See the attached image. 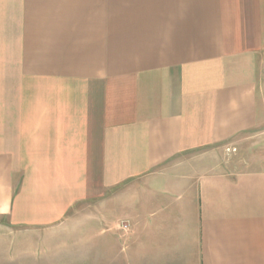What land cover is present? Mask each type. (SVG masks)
<instances>
[{"label": "crops", "instance_id": "0c3cea01", "mask_svg": "<svg viewBox=\"0 0 264 264\" xmlns=\"http://www.w3.org/2000/svg\"><path fill=\"white\" fill-rule=\"evenodd\" d=\"M259 148L264 0H0V264H264Z\"/></svg>", "mask_w": 264, "mask_h": 264}, {"label": "rangeland", "instance_id": "374dc122", "mask_svg": "<svg viewBox=\"0 0 264 264\" xmlns=\"http://www.w3.org/2000/svg\"><path fill=\"white\" fill-rule=\"evenodd\" d=\"M257 139V140H256ZM258 140L261 142L260 138H255L253 139V144H257ZM263 150L261 148H259L258 150H256L254 152V155H258L260 157H263L264 153H261L260 151ZM212 160L213 162H221L222 165H220L218 168L219 169H225V170H230V171H234L239 170V165H238V161H239V155L238 153H227L225 151L219 150V152H215L212 155Z\"/></svg>", "mask_w": 264, "mask_h": 264}, {"label": "built area", "instance_id": "2783aa9c", "mask_svg": "<svg viewBox=\"0 0 264 264\" xmlns=\"http://www.w3.org/2000/svg\"><path fill=\"white\" fill-rule=\"evenodd\" d=\"M227 152H229V149L228 150H226ZM232 151V150H231Z\"/></svg>", "mask_w": 264, "mask_h": 264}]
</instances>
